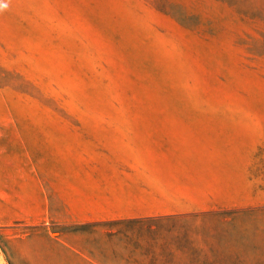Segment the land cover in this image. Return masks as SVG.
I'll use <instances>...</instances> for the list:
<instances>
[{
	"label": "rangeland",
	"instance_id": "obj_1",
	"mask_svg": "<svg viewBox=\"0 0 264 264\" xmlns=\"http://www.w3.org/2000/svg\"><path fill=\"white\" fill-rule=\"evenodd\" d=\"M257 106L264 0H0V184L23 165L2 148L29 141L27 125H248ZM230 202L101 225L17 222L0 229V264H264V206Z\"/></svg>",
	"mask_w": 264,
	"mask_h": 264
},
{
	"label": "crops",
	"instance_id": "obj_2",
	"mask_svg": "<svg viewBox=\"0 0 264 264\" xmlns=\"http://www.w3.org/2000/svg\"><path fill=\"white\" fill-rule=\"evenodd\" d=\"M257 107L259 118L248 125L134 119L27 125L29 141L2 148L20 152L23 165L0 184V229L176 216L211 209L219 198L264 206V106Z\"/></svg>",
	"mask_w": 264,
	"mask_h": 264
},
{
	"label": "trees",
	"instance_id": "obj_3",
	"mask_svg": "<svg viewBox=\"0 0 264 264\" xmlns=\"http://www.w3.org/2000/svg\"><path fill=\"white\" fill-rule=\"evenodd\" d=\"M167 217V216H164ZM156 218H162V217H156ZM156 218H149V219H156ZM149 219H143V220H149ZM134 221H141V220H134Z\"/></svg>",
	"mask_w": 264,
	"mask_h": 264
}]
</instances>
